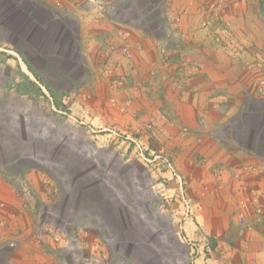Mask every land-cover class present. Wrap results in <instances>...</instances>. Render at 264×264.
<instances>
[{"label": "rangeland", "instance_id": "374dc122", "mask_svg": "<svg viewBox=\"0 0 264 264\" xmlns=\"http://www.w3.org/2000/svg\"><path fill=\"white\" fill-rule=\"evenodd\" d=\"M119 1V19L136 32V40L142 36L163 39L169 55L178 49L184 54L179 48L184 39L175 30L181 22L173 25L175 16L167 11L165 0ZM208 1L195 0V14L205 39L214 42V50H221L213 22L203 24ZM243 1L248 0L239 2ZM81 2L93 9L101 5V0ZM73 3L0 0V177L13 185L16 178L30 177L27 182L21 180L25 190L14 188L10 197L0 198L6 204L0 213H7L9 219L0 234V264H7L18 244L11 233L24 216L17 208L20 201L33 211L39 235L54 236L55 250L62 248L60 233H72L77 227L83 230L81 251L67 253L70 264L83 258L88 264H196V257H214L210 252L219 247L237 249L247 228L241 227L244 224L235 226L227 219L220 227L222 235L202 233L196 241L184 240L182 220L177 224L161 207L165 201L158 197L161 176L156 170L169 171L159 159L148 162L139 156L132 139L148 160L153 157L149 151L159 148L152 139L142 138L140 116L132 124L126 116L128 106L120 110L114 105L116 100L125 102L126 87L108 62L119 50L132 54L133 62L139 48L122 43L129 39L126 33L120 41L109 35L93 40L92 32L83 31L82 21L63 11ZM260 6L264 8V0ZM109 7L101 10L110 15ZM182 13L177 15H187ZM115 89L118 99L113 96ZM242 120L243 129H234L235 135L247 138L251 148L254 137L264 138V125L258 126L264 115H245ZM258 152L264 158V145ZM177 203L182 211L178 197ZM234 258L229 256L226 264H236Z\"/></svg>", "mask_w": 264, "mask_h": 264}, {"label": "crops", "instance_id": "0c3cea01", "mask_svg": "<svg viewBox=\"0 0 264 264\" xmlns=\"http://www.w3.org/2000/svg\"><path fill=\"white\" fill-rule=\"evenodd\" d=\"M225 1L224 16L230 20L236 39L252 50L251 55L264 56V8L260 6L261 0H248L246 3ZM45 2L48 4L49 0ZM164 3L170 7L166 9L173 17L187 12L181 17L179 28L175 29L180 34L178 37L184 39L179 42L184 54L178 49L169 55L163 39L156 41L142 36L136 40V32L119 19V0H101V5L94 9L86 4L82 6L81 0H75L72 9L66 6L63 11L82 21L83 31L92 32L93 40L109 35L120 41L121 34L126 33L129 39L122 40V43L126 41L131 47L139 48L133 62L120 50L118 54L111 55L108 62L125 83L127 120L135 124L136 117L140 116L142 138L152 139L157 148H164L193 200L192 217L183 222V239L196 241L202 233L209 237L222 235L224 230L221 226L227 219L237 226L235 208L230 207V199L239 183L238 174L246 165L264 164V158L258 152L262 146L259 140L254 137L251 148L245 149L237 144L235 133L237 129H243V116H248V112L253 110L249 106L256 105L254 115H264L260 106L264 103V93H252L255 83L252 71H244L221 50H214L212 40L205 39L204 31L199 29V16L195 14V0H165ZM108 5L110 15L101 10ZM177 34L174 33L175 36ZM96 47L98 49L99 46ZM182 55L187 56L183 58ZM195 62L203 64V71L185 76V68ZM114 92L113 96L118 99L117 89ZM148 123L152 124L150 130L145 128ZM220 168L224 170L223 176L216 179L212 174ZM156 171L157 176H161L158 197L165 201L161 202L164 203L161 207L180 224L182 211H178V180L169 172ZM23 176L16 178L14 185L0 177V198L10 197L12 189H19L17 185L21 180L27 182L30 178L29 175ZM19 203L17 208L24 216L16 225L18 227H12L11 234H16L18 244L12 248L7 264H70L67 253L71 249L81 251L79 244L83 230L77 227L72 233L65 235L62 232L63 238L58 243L62 248L55 250L54 236L46 233L40 236L33 211H29L21 201ZM241 227L247 228L237 249L230 251L219 247L210 252L215 258L204 260L199 256L195 263L226 264L229 256H235L236 264H264V218L255 220L250 217ZM70 243L76 246L70 248ZM196 251L198 254L200 250L197 248ZM71 264L83 263H78L77 259Z\"/></svg>", "mask_w": 264, "mask_h": 264}, {"label": "built area", "instance_id": "2783aa9c", "mask_svg": "<svg viewBox=\"0 0 264 264\" xmlns=\"http://www.w3.org/2000/svg\"><path fill=\"white\" fill-rule=\"evenodd\" d=\"M242 1V0H238ZM206 4L209 5L207 11H204L205 21L204 25H208V23H212V27L216 28V34L218 35L215 40L221 51L227 54L226 57L231 58L232 62H236L241 64L242 69H246L252 71L255 76V83L253 84L252 93L263 94L264 93V57L260 55H256L251 52L245 50V46L242 42L238 41L236 37L233 35L231 22L223 15L225 11V0H209ZM201 9V6L199 7ZM182 13V12H181ZM187 12H183L182 15ZM180 15V14H179ZM165 16L162 17V20ZM181 17L176 15L174 17L173 25H176L180 22ZM161 26L162 21H160ZM160 26V25H159ZM214 43V42H213ZM255 52V51H253ZM249 53V54H248ZM128 58L131 57L132 54L129 52L124 53ZM203 64H189L185 70L184 75L190 76L195 72L203 71ZM115 102V101H114ZM116 108L120 110H124L127 107L126 100L125 102H119L116 100L115 104ZM146 129L150 130L152 128V124L148 123ZM141 130V129H140ZM132 139V138H131ZM132 143L135 148L139 152V156L142 157L143 160L148 162L159 159L161 164L165 169L171 173V175L178 180L179 185V194H178V202L182 206V222L188 220L192 217V209H193V200L190 197L189 193L184 189V184L179 174L175 171L171 157L168 154H165L164 148L161 146L159 149L150 150L149 152L153 155L152 159L148 160L142 152V147L136 140L132 139ZM144 149V148H143ZM224 170L222 168L216 169L213 172V177L216 179H221L223 176ZM239 183L237 184L236 191L233 194L234 199L231 200V205L235 208L234 214L236 218V223L239 225H243L246 223L247 219L250 217H264V164L258 165H246L244 166L239 174ZM26 183L21 182L19 184V190H25ZM29 194V193H28ZM6 208V204L3 201H0V211ZM9 219H7V213H0V234H2L7 228ZM62 236V233L59 234ZM83 258L81 261L83 264L87 262V259ZM92 260H95L93 258ZM88 264V263H86Z\"/></svg>", "mask_w": 264, "mask_h": 264}, {"label": "trees", "instance_id": "16d2710c", "mask_svg": "<svg viewBox=\"0 0 264 264\" xmlns=\"http://www.w3.org/2000/svg\"><path fill=\"white\" fill-rule=\"evenodd\" d=\"M260 106H261V111H264V108H263L264 104H261ZM248 113H249V114H248V117H251V116L254 115V114H253V111H249ZM249 115H250V116H249ZM262 115H263V114H262ZM263 125H264V122H262V121L258 124L259 127H262ZM256 127H257V126H256ZM259 141L262 143V147H263V145H264V138H263V137H262V139L260 138ZM247 143H248V142H247V138L243 137V138H241V139H238V136H237V144H239V145L241 144V146L244 147V148L246 149V147H247ZM122 238H125V237L122 236L121 239H122Z\"/></svg>", "mask_w": 264, "mask_h": 264}, {"label": "clouds", "instance_id": "9594fccd", "mask_svg": "<svg viewBox=\"0 0 264 264\" xmlns=\"http://www.w3.org/2000/svg\"><path fill=\"white\" fill-rule=\"evenodd\" d=\"M20 184V183H19ZM19 186V185H18Z\"/></svg>", "mask_w": 264, "mask_h": 264}]
</instances>
